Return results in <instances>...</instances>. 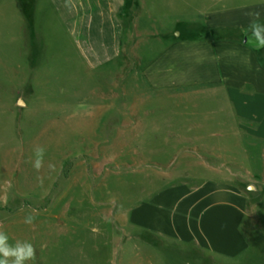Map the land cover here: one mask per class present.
<instances>
[{
	"label": "crops",
	"instance_id": "0c3cea01",
	"mask_svg": "<svg viewBox=\"0 0 264 264\" xmlns=\"http://www.w3.org/2000/svg\"><path fill=\"white\" fill-rule=\"evenodd\" d=\"M45 1L70 54L118 80V93L107 89L82 109L72 99L71 116L85 110L102 121V152L131 151L155 168L122 214L137 255L169 245L199 264H264V49L246 31L250 13L264 23V0H212L198 30L182 33L181 20L152 30L153 0Z\"/></svg>",
	"mask_w": 264,
	"mask_h": 264
},
{
	"label": "rangeland",
	"instance_id": "374dc122",
	"mask_svg": "<svg viewBox=\"0 0 264 264\" xmlns=\"http://www.w3.org/2000/svg\"><path fill=\"white\" fill-rule=\"evenodd\" d=\"M23 1L0 0V229L12 243L35 246L36 259L28 264H199L169 245L157 252L143 247L147 258L137 255L138 242L122 214L142 196L144 172L155 168L138 165L131 151L122 152L125 159L116 149L102 152L96 145L106 137L96 128L102 121L85 110L71 116L70 109L72 99L82 109L107 89L118 93V80L87 72L70 54L45 0L37 6ZM211 1L153 0L147 5L157 15L152 30L171 31L181 20L179 32L197 31ZM113 106L116 113L118 103ZM38 146L46 150L39 172L31 163ZM28 214L35 218L32 226L23 223Z\"/></svg>",
	"mask_w": 264,
	"mask_h": 264
},
{
	"label": "clouds",
	"instance_id": "9594fccd",
	"mask_svg": "<svg viewBox=\"0 0 264 264\" xmlns=\"http://www.w3.org/2000/svg\"><path fill=\"white\" fill-rule=\"evenodd\" d=\"M253 17L249 28L246 30L250 33L249 41L257 49H264V23L260 22V13H250ZM236 55V52H232ZM45 148L38 146L33 149V160L31 161L32 167L35 171L39 172L44 166ZM49 165V168H53ZM37 180L42 183V178L37 177ZM34 216L28 214L24 217L23 223L32 226L34 224ZM36 259V248L29 241H15L10 242L9 235L0 229V264H28L30 261Z\"/></svg>",
	"mask_w": 264,
	"mask_h": 264
},
{
	"label": "water",
	"instance_id": "95a60500",
	"mask_svg": "<svg viewBox=\"0 0 264 264\" xmlns=\"http://www.w3.org/2000/svg\"><path fill=\"white\" fill-rule=\"evenodd\" d=\"M252 189H254V187H252Z\"/></svg>",
	"mask_w": 264,
	"mask_h": 264
}]
</instances>
